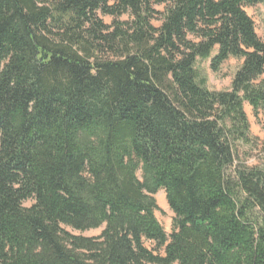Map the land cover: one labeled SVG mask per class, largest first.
I'll list each match as a JSON object with an SVG mask.
<instances>
[{"label": "trees", "instance_id": "16d2710c", "mask_svg": "<svg viewBox=\"0 0 264 264\" xmlns=\"http://www.w3.org/2000/svg\"><path fill=\"white\" fill-rule=\"evenodd\" d=\"M263 4L0 0V264H264Z\"/></svg>", "mask_w": 264, "mask_h": 264}, {"label": "rangeland", "instance_id": "374dc122", "mask_svg": "<svg viewBox=\"0 0 264 264\" xmlns=\"http://www.w3.org/2000/svg\"><path fill=\"white\" fill-rule=\"evenodd\" d=\"M156 9L162 11L163 6H158ZM245 11L254 22L257 35L264 42V4L246 8ZM120 20L126 21L128 20V17L123 16L122 18H120ZM103 21L105 24L109 25L112 22V18L104 17ZM154 25L158 26L159 22H154ZM238 65L239 63L236 60L230 59L222 66L219 73H212L208 69L207 63H201L200 68L202 70V73L206 76L207 88L213 91L228 90L230 87L231 78ZM247 117L250 124L251 135L256 137L260 142L264 141V112H261L257 117H254L252 112L247 110ZM257 158L258 155L256 153H253L251 157L245 161V164L247 166H254L258 164ZM138 178L141 179L140 173H138ZM154 199L158 207V211L155 213V216L164 229L165 233L170 234V232L172 231V221L174 218V214L167 205L164 191H158L154 195ZM29 205L30 203L25 204V206ZM64 230L73 236L96 238L100 236L103 227L96 230H88L85 232L73 231L69 228H64ZM145 246L149 250H152L154 247L153 243L150 242H146ZM160 254L163 255V252L160 251Z\"/></svg>", "mask_w": 264, "mask_h": 264}, {"label": "crops", "instance_id": "0c3cea01", "mask_svg": "<svg viewBox=\"0 0 264 264\" xmlns=\"http://www.w3.org/2000/svg\"><path fill=\"white\" fill-rule=\"evenodd\" d=\"M244 110H245V112H246V114H247V110L251 111V108H250L248 105H245V106H244Z\"/></svg>", "mask_w": 264, "mask_h": 264}]
</instances>
